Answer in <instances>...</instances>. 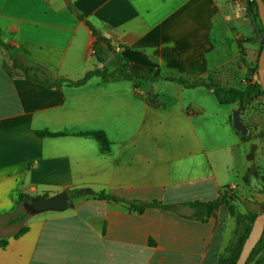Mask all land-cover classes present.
Returning <instances> with one entry per match:
<instances>
[{
    "label": "crops",
    "instance_id": "1",
    "mask_svg": "<svg viewBox=\"0 0 264 264\" xmlns=\"http://www.w3.org/2000/svg\"><path fill=\"white\" fill-rule=\"evenodd\" d=\"M248 1L0 0L1 37L11 46L0 45V237L9 239L0 264H220L234 234L228 205L200 218L187 202L226 189L245 196L246 146L264 148V94L240 111L249 128L243 139L232 121L239 103L222 104L206 86L163 77L228 89L258 82L264 34ZM90 24L132 71L151 70L157 79L94 76L50 88L5 67L16 58L45 81L82 78L98 64ZM77 132L104 133L109 151ZM252 182L263 188L255 176ZM72 189L83 190L73 208L28 213L18 238L2 232L16 225L9 214L22 193ZM102 190L180 205L130 210L93 194Z\"/></svg>",
    "mask_w": 264,
    "mask_h": 264
},
{
    "label": "trees",
    "instance_id": "2",
    "mask_svg": "<svg viewBox=\"0 0 264 264\" xmlns=\"http://www.w3.org/2000/svg\"><path fill=\"white\" fill-rule=\"evenodd\" d=\"M264 1V0H263ZM70 8L77 13V15L84 19L83 14L79 13L74 6L70 5ZM248 10L250 11V14L258 20V22L261 25V30L264 34V26L261 21V18L259 16V9L258 4L256 0H249L248 1ZM94 34L96 35L97 39L95 42V57L97 59L98 64L96 67L84 74V76L78 80H70L63 76L58 77L57 79L53 81H45L40 78H38L36 75L32 73V69L27 66H22L19 64V61L16 58H12L13 63L11 68H8L5 66L8 70V72L11 75H21L24 76L32 81L41 83L45 85L46 87H55L60 88L64 82L68 83L69 85H80L88 81L90 78L97 76L102 78H129V79H135V78H143L147 79L149 81H155L157 77L153 75V71H147V72H139V71H132V63L127 58L122 56L118 53L115 46L111 43L110 39L102 35L100 32H98L91 24H90ZM0 45L4 46L6 49H10V44L3 41L1 37V30H0ZM264 42L262 43L259 55L261 53V50L263 48ZM115 52V54H114ZM114 54V55H113ZM114 58H117L118 62L116 63L115 67L111 70V62ZM256 67L258 68V61L256 64ZM164 79L167 80H173L177 81L181 84H183L187 88H193L198 85L206 86L210 89H212L214 95L222 104H231V103H239V110L241 111L244 109V107L250 103L256 96L264 94V90L260 84V82H251L249 81L246 86L243 89H228V88H221V87H213L212 84L207 83L205 79H196V80H190L185 77H176V76H164ZM237 131V130H236ZM238 132V131H237ZM41 135H60L62 133H53L48 130H42L39 132ZM78 134H84V135H91L95 137L101 146L102 151L107 152L109 151V142L102 132H90V133H83V132H77ZM238 134H240L238 132ZM240 136L245 139L247 138V135H241ZM79 191H83L80 189H72L69 192L71 193L72 198H76L78 195H82L83 192L78 193ZM93 194L101 199H108L115 202H121L125 203L130 210H143L147 206H158L162 208H166L173 211H178V207L180 204L170 203V204H162L158 202L157 200H154L151 203H144L139 200H128L122 197H119L117 195L108 193L104 190L99 192H93ZM33 197L27 195V194H21L19 197V200L16 205V209L9 214V220L8 222L10 224H19L24 223L27 220L28 212L24 209V203L31 201ZM238 199L241 200L242 198L240 196L235 195L234 192L228 191L227 189L222 192V194L209 201H194V202H187L188 205H190L192 208L196 210V216L202 218V211H208L211 213L216 207H218L221 204H227L230 210L232 209L230 205L232 204V200ZM264 210H261L259 212H247L246 217L248 220L253 223L255 217ZM252 225H248L244 232L239 234V237L237 241L234 242V244L231 246L230 255L226 257H222L220 259V264H235L237 261L240 252L242 250V246L249 235V232L251 230ZM28 230L27 225H22V227L13 234L15 238L20 237L22 234H24ZM9 243V239L7 237H0V247H6ZM264 251V233L258 242V244L253 249L251 255L249 256L246 264H249L250 262L254 261L256 257Z\"/></svg>",
    "mask_w": 264,
    "mask_h": 264
},
{
    "label": "rangeland",
    "instance_id": "3",
    "mask_svg": "<svg viewBox=\"0 0 264 264\" xmlns=\"http://www.w3.org/2000/svg\"><path fill=\"white\" fill-rule=\"evenodd\" d=\"M118 62L117 58H114L111 62L110 69L112 70L116 63ZM247 153L250 156V169L248 171V177L250 178V182L246 187V194L242 197L235 193V195L240 196L242 199H234L232 200V204L230 208L228 207L229 211V221H228V231L231 233L234 232L233 238L228 245L227 249L224 251L222 257H226L230 255L231 246L237 241L239 234L245 231L248 225H252L248 218L246 217L247 212H259L264 210V148H260L259 145L255 146H246ZM248 157V156H246ZM249 158V157H248ZM249 160V159H248ZM254 176L258 179V181L262 184V189L260 186L258 187L255 183L252 182ZM235 183L239 184L238 189H236L237 193L243 192V180L242 177L238 174L234 180ZM259 189V190H258ZM232 192V191H231ZM24 223L16 224L13 227H5L1 228L2 232H17ZM249 264H264V251L260 253L256 259Z\"/></svg>",
    "mask_w": 264,
    "mask_h": 264
},
{
    "label": "water",
    "instance_id": "4",
    "mask_svg": "<svg viewBox=\"0 0 264 264\" xmlns=\"http://www.w3.org/2000/svg\"><path fill=\"white\" fill-rule=\"evenodd\" d=\"M259 9V16L264 26V1L256 0ZM115 54V52H114ZM259 82L264 90V45L261 50L258 61ZM233 127L245 135L249 128L241 118L240 110H235L232 115ZM90 191V190H88ZM75 206L74 200L68 190H62L54 195L33 197L31 201L24 203V209L30 214H36L43 211H63ZM264 233V211L260 212L254 219L249 235L247 236L240 255L235 264H246L253 249L260 241Z\"/></svg>",
    "mask_w": 264,
    "mask_h": 264
}]
</instances>
